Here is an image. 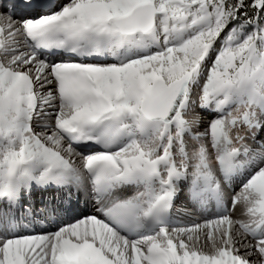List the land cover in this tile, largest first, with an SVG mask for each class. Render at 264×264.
Wrapping results in <instances>:
<instances>
[{"label": "snow or ice", "instance_id": "snow-or-ice-1", "mask_svg": "<svg viewBox=\"0 0 264 264\" xmlns=\"http://www.w3.org/2000/svg\"><path fill=\"white\" fill-rule=\"evenodd\" d=\"M0 264H264V0H0Z\"/></svg>", "mask_w": 264, "mask_h": 264}]
</instances>
